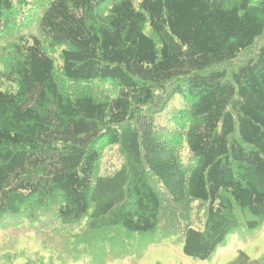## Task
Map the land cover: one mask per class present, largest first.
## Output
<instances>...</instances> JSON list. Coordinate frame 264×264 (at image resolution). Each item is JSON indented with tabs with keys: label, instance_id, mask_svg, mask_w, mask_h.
I'll return each instance as SVG.
<instances>
[{
	"label": "trees",
	"instance_id": "16d2710c",
	"mask_svg": "<svg viewBox=\"0 0 264 264\" xmlns=\"http://www.w3.org/2000/svg\"><path fill=\"white\" fill-rule=\"evenodd\" d=\"M0 67V264L22 235L24 264L157 229L207 260L263 228L264 0H0Z\"/></svg>",
	"mask_w": 264,
	"mask_h": 264
},
{
	"label": "rangeland",
	"instance_id": "374dc122",
	"mask_svg": "<svg viewBox=\"0 0 264 264\" xmlns=\"http://www.w3.org/2000/svg\"><path fill=\"white\" fill-rule=\"evenodd\" d=\"M16 16L17 13L12 16L11 20H14ZM55 56L58 58L57 63H61L59 55ZM2 69L0 67V70ZM2 88H4V84L0 83V89ZM114 154V150L106 152V164H112L116 159ZM190 212H193V208L189 205L179 208L168 204L164 211V218L169 216L170 224L168 226L177 230L182 225L181 219L188 217ZM199 213L201 212L196 210L193 220L197 222L202 220ZM245 232L244 226L232 232L224 245L219 246L207 260L187 256L183 251V236L176 233L166 235L162 233V229H157V231L143 236L136 232H130L131 235L128 237L131 241L130 253L126 256L121 257L122 254H116L113 257L114 255L111 253H106L102 257L100 255L88 256L68 264H228L238 256L240 251L245 252L252 259H261L264 256V226L253 235L248 234L247 236ZM5 237L6 235L0 231V240L5 239ZM38 251L43 256L49 254L33 235H22L18 245H16V251H14L17 254L14 264H24L27 258Z\"/></svg>",
	"mask_w": 264,
	"mask_h": 264
}]
</instances>
